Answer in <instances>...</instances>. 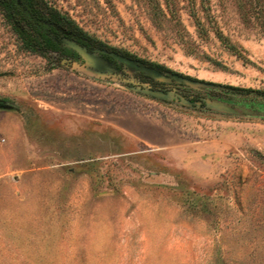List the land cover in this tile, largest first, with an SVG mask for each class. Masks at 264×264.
<instances>
[{
  "label": "rangeland",
  "instance_id": "rangeland-1",
  "mask_svg": "<svg viewBox=\"0 0 264 264\" xmlns=\"http://www.w3.org/2000/svg\"><path fill=\"white\" fill-rule=\"evenodd\" d=\"M45 1L172 73L0 10V264H264V0Z\"/></svg>",
  "mask_w": 264,
  "mask_h": 264
},
{
  "label": "trees",
  "instance_id": "trees-1",
  "mask_svg": "<svg viewBox=\"0 0 264 264\" xmlns=\"http://www.w3.org/2000/svg\"><path fill=\"white\" fill-rule=\"evenodd\" d=\"M200 1L202 10L207 15L208 7L205 5V0ZM0 10L14 26V31L19 35L24 48L28 51L34 53L53 51L76 60H81L82 57L78 52L61 42L62 32H64L68 39L79 45L87 48H100L104 52V56L113 64H120L116 59V55H120L138 63H144L151 69L172 73L170 69H167L159 63L139 59L133 54L97 40L81 28L74 19L61 13L45 0H0ZM193 15L196 19L198 33L203 38L208 35L209 29L205 22L197 15V11H194ZM21 24L25 25L26 29H22ZM210 29L215 32L216 37L230 53L241 59L245 58L240 45L234 43L220 28L211 26ZM50 32L54 36H51ZM187 52L190 54H198L193 50ZM210 60L220 68H227L214 59Z\"/></svg>",
  "mask_w": 264,
  "mask_h": 264
},
{
  "label": "flooded vegetation",
  "instance_id": "flooded-vegetation-1",
  "mask_svg": "<svg viewBox=\"0 0 264 264\" xmlns=\"http://www.w3.org/2000/svg\"><path fill=\"white\" fill-rule=\"evenodd\" d=\"M3 16H4V18H5V20L6 21H8L9 22V20L7 19V17H6V15L3 13ZM21 27H22V29H26V26L25 25H23V24H21ZM15 32V31H14ZM16 33V32H15ZM18 35V34H17ZM50 35L51 36H54L53 35V33H51L50 32ZM67 35L64 33V32H62V36H61V42L64 44V45H66L64 42H63V38L64 37H66ZM18 38L20 39V37H19V35H18ZM67 38V37H66ZM21 40V39H20ZM22 41V40H21ZM23 43V42H22ZM67 46V45H66ZM49 52H53V51H49ZM53 53H57V52H53ZM59 55H61V56H65V57H68V56H66V55H62V54H60V53H58ZM69 58H71V57H69ZM126 58V57H125ZM116 59L118 60V62H120V59L119 58H117V55H116ZM127 59H129V58H127ZM130 60H132V59H130Z\"/></svg>",
  "mask_w": 264,
  "mask_h": 264
},
{
  "label": "water",
  "instance_id": "water-1",
  "mask_svg": "<svg viewBox=\"0 0 264 264\" xmlns=\"http://www.w3.org/2000/svg\"><path fill=\"white\" fill-rule=\"evenodd\" d=\"M76 43V42H75ZM77 44V43H76ZM79 45V44H78Z\"/></svg>",
  "mask_w": 264,
  "mask_h": 264
}]
</instances>
